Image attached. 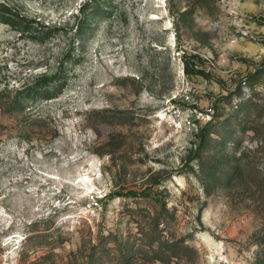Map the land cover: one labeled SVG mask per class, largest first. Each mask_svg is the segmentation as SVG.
<instances>
[{
	"label": "rangeland",
	"instance_id": "rangeland-1",
	"mask_svg": "<svg viewBox=\"0 0 264 264\" xmlns=\"http://www.w3.org/2000/svg\"><path fill=\"white\" fill-rule=\"evenodd\" d=\"M0 3V264H264V0Z\"/></svg>",
	"mask_w": 264,
	"mask_h": 264
},
{
	"label": "trees",
	"instance_id": "trees-1",
	"mask_svg": "<svg viewBox=\"0 0 264 264\" xmlns=\"http://www.w3.org/2000/svg\"><path fill=\"white\" fill-rule=\"evenodd\" d=\"M0 21L16 28L21 32V34L27 32L31 33L34 29V21L32 19H29L24 14L16 11L8 4L4 3H0ZM43 28L44 29H41L39 32V35H42V40L51 37L56 31V28L50 25H44ZM186 70L190 73L189 64L186 65ZM39 81L23 88L20 95L24 98H43L44 100L52 99L59 96L65 84L64 81L59 78L56 79L55 77L49 78L45 76L43 80Z\"/></svg>",
	"mask_w": 264,
	"mask_h": 264
},
{
	"label": "built area",
	"instance_id": "built-area-1",
	"mask_svg": "<svg viewBox=\"0 0 264 264\" xmlns=\"http://www.w3.org/2000/svg\"><path fill=\"white\" fill-rule=\"evenodd\" d=\"M182 101L187 103L189 107H185L184 105L179 104L172 112L173 126L176 130L179 131H182L187 127H191L192 125H194L192 116H194L196 114L195 112H197L195 105H198V101L192 98L189 94L184 95ZM209 111L213 112L211 108ZM207 115L211 116L210 113H207Z\"/></svg>",
	"mask_w": 264,
	"mask_h": 264
},
{
	"label": "crops",
	"instance_id": "crops-1",
	"mask_svg": "<svg viewBox=\"0 0 264 264\" xmlns=\"http://www.w3.org/2000/svg\"><path fill=\"white\" fill-rule=\"evenodd\" d=\"M254 48V47H253Z\"/></svg>",
	"mask_w": 264,
	"mask_h": 264
}]
</instances>
